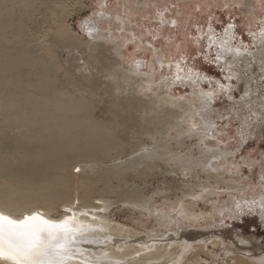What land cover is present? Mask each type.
Masks as SVG:
<instances>
[{
	"label": "bare ground",
	"instance_id": "obj_1",
	"mask_svg": "<svg viewBox=\"0 0 264 264\" xmlns=\"http://www.w3.org/2000/svg\"><path fill=\"white\" fill-rule=\"evenodd\" d=\"M38 2L0 0V214L17 221L40 214L43 219L57 224L67 221L71 231L56 230L50 242L45 233L25 264H48L49 260L52 264H199L204 252L192 253V248H182V245L174 247L175 240L171 241L173 245L162 247L163 250L155 245L146 246L142 253L123 241L115 246L120 251V255L117 254L110 243L112 238L128 240L146 233L109 217L104 219L99 212L109 213L113 205L123 203L142 211L144 217L154 216L135 180L141 176L147 179L153 169L159 167L155 161L167 153L172 156L170 162L175 167L167 172L194 176L197 169L224 166L227 150L200 149V157L192 158L177 157L171 146L161 147L164 136L172 131L178 137L182 132L188 136L197 134L200 143L205 141L206 135L200 136L199 132H210L215 126L202 119L203 110L212 112L210 97L202 96L205 106L181 118L175 109L183 108L184 104L173 96L160 95L147 101V92L154 91V74L141 73L144 66L141 62L133 68L132 59L127 62L128 71L119 69L122 45L114 42L118 38L111 34L98 36L100 27L88 20L83 24L84 30L97 42L87 46L82 69L86 74L77 73L71 66L53 64V57H47L42 49L38 53L42 44L36 36L30 35L29 42H25L28 35L22 21L12 38L8 34L13 30V7L20 8L25 17ZM39 3L51 12L55 10L51 0ZM162 20L165 21L166 16ZM224 38L227 39L223 36L216 42L224 48L219 56L226 61L231 59L230 65L247 69L244 72L240 69L244 77L237 78L241 80L240 88L248 94L241 100L255 103L260 95V82H264V41L259 42L260 48L251 57L238 48L234 51L233 39L223 43ZM59 47L66 48L67 44L60 42ZM111 51L116 52L115 60L108 56ZM177 67L180 73V66ZM151 71L154 72L155 67ZM192 72L181 73L179 82L195 81L196 73ZM254 80L257 91L253 89ZM144 83L146 86H142ZM258 199L236 201L231 217L241 218L251 211L264 215V194ZM154 217L158 229L171 227V216L162 213ZM144 222H139L143 231L150 229ZM83 231L93 233L80 236ZM164 236L165 233H160L156 237ZM78 240L82 242L77 243ZM41 251L57 254L49 257L40 254ZM230 255L235 252L228 251L226 256ZM230 261L232 264H264V257L234 256ZM0 264L14 262L0 258Z\"/></svg>",
	"mask_w": 264,
	"mask_h": 264
},
{
	"label": "rangeland",
	"instance_id": "obj_2",
	"mask_svg": "<svg viewBox=\"0 0 264 264\" xmlns=\"http://www.w3.org/2000/svg\"><path fill=\"white\" fill-rule=\"evenodd\" d=\"M39 2L25 17L20 8L13 7V30L8 33L11 38L22 21L27 28L26 43L30 35L36 36L42 44H39L38 53L42 49L47 57H53V64L61 63L77 69V73H83L87 46L97 42V39L88 36L83 24L87 20L97 23L100 27L98 36L114 35L118 38L114 42L122 45L118 58L122 67L119 69L128 71L130 66L127 62L132 59L133 68L141 62L144 65L141 73L154 74V91L147 92V101L154 100L156 96L171 95L184 104L183 108L175 109L181 118L191 110H201L205 106L202 96L210 97L212 112L203 110L202 119L211 121L215 126L210 132H199L200 136L206 135L205 141L200 143L197 134L188 136L182 132L183 135L178 137L172 131L164 136L161 147L171 146L172 153L177 157L192 158L200 157V149L227 150L224 166L197 169L198 173L194 176L167 172L175 168L168 153L156 160L154 164L159 167L154 168L147 179L141 176L143 182L139 178L135 180V185L142 189L154 216L162 213L171 216V227L158 229L154 216L144 217L142 211L135 207L117 203L109 213L101 211L99 214L104 219L109 217L146 234L128 240L112 238L110 243L117 247L124 241L141 253L146 246L155 245L163 250L162 247L167 244H175L174 247L182 245V248H192V253L198 250L204 252L199 264H232L230 258L234 256L263 258L264 215L252 211L233 219L231 213L236 201L256 199L264 194V82H260L259 90L254 80L253 89L259 90L260 94L257 102L232 101L227 95L234 96L239 90L237 85L241 80L237 78L240 75L244 77L240 74L242 65L235 67L232 63L231 66V59L220 65L212 57L214 52H208L211 44L206 35L208 29L222 30L233 23L238 33L234 41L242 48L240 52L253 57L260 48L259 42L264 41L261 32L264 29V0H51L55 8L53 12ZM165 16L164 21L162 18ZM60 42L66 43L67 47H59ZM108 56L114 60L117 58L115 51ZM175 63H182L190 72L193 71V75L196 73L195 81L175 84L169 68ZM151 67H155L154 72ZM221 85L227 87L221 88ZM197 128L193 130L197 131ZM178 141L181 144H177ZM141 220L150 229L143 231L139 226ZM169 229L173 231L169 232ZM88 233L93 231H83L79 235ZM160 233H165V236L156 237ZM224 249L234 251L235 255L226 256L228 251ZM116 253L120 251L117 249Z\"/></svg>",
	"mask_w": 264,
	"mask_h": 264
},
{
	"label": "snow or ice",
	"instance_id": "obj_3",
	"mask_svg": "<svg viewBox=\"0 0 264 264\" xmlns=\"http://www.w3.org/2000/svg\"><path fill=\"white\" fill-rule=\"evenodd\" d=\"M56 230L67 233L71 228L67 221L57 224L39 215L17 221L0 214V258L12 260L14 264H25L34 254L36 242L45 238V233L50 242ZM40 254L51 257L57 253L41 251ZM48 264L52 261L49 260Z\"/></svg>",
	"mask_w": 264,
	"mask_h": 264
}]
</instances>
